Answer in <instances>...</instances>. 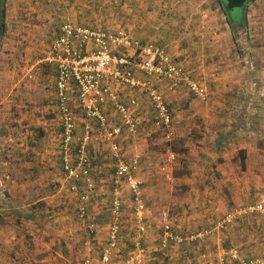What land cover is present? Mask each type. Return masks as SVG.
Instances as JSON below:
<instances>
[{
	"label": "crops",
	"instance_id": "0c3cea01",
	"mask_svg": "<svg viewBox=\"0 0 264 264\" xmlns=\"http://www.w3.org/2000/svg\"><path fill=\"white\" fill-rule=\"evenodd\" d=\"M91 1L85 6L94 13V9H89L94 3ZM117 1L120 4V0ZM250 1L245 5L247 9L255 6ZM130 2L134 11L144 14L142 17L133 14V19L121 18L130 29L125 33L143 44L161 48L175 65L198 81L207 96L201 101L185 85L173 87L168 80L152 79L169 108L172 140L179 147L171 165L165 164L164 158L157 166L162 154L149 150L152 147L147 145L151 143L146 141L156 138L158 130L165 136V128L158 123L149 99L138 90L122 87L109 79L102 81L103 86L118 95L121 103L129 106L132 99L136 100V105L129 110L138 124L135 135L127 132L109 101L100 111L109 120L110 127L123 128L122 133L113 138L120 153L126 137H137L135 145L144 142L142 152L137 153L140 160L135 175L142 182L145 198L146 211L142 219L145 230L138 231L130 192L124 181L115 176L110 142L105 140L98 122L86 118L79 109L74 92L70 98L75 115L74 143L83 138L89 127L91 136L86 148L93 191L87 201L80 202L69 190L72 183H76L80 191L85 185L83 181H70L63 171L61 115L55 93L57 72L54 65L45 62L34 76L31 70L27 76L22 75L26 85L19 86L18 90L25 91L26 87L27 90L18 103L13 101L15 114L0 117V189L6 191L5 198L0 195V216L5 215L0 221L3 222L0 223V264H14L22 253L26 257L21 264H98L109 241V229L115 222L110 211L114 197L121 201L122 214L117 246L112 250L109 264H136L131 258L139 247L145 251L142 264H151L155 259H151L145 243L152 245L156 241L155 230L162 233L163 247L175 246L177 244L167 239L168 232L182 238L183 244L187 236L194 233L190 229L196 225L200 227L196 231H209L208 227L215 226L225 214L264 203V50L256 51L259 47L249 33V21L244 18L242 9L230 12L223 0ZM77 9L84 10L80 6ZM76 20L77 17H72L69 22L79 25ZM57 34L54 33L45 56ZM118 52L134 56L136 51L121 48ZM131 70L137 79L146 78L135 68ZM4 75L0 69V86L10 85L11 77ZM30 79L32 82L27 84ZM4 140L7 142L3 143ZM167 154L168 151L164 155ZM176 156L183 162L178 166L185 168L184 176H173V166L178 164ZM158 171L168 180L181 178L187 186L183 206L188 215L183 213L182 234L176 231L167 210H159L157 216L149 215L147 202L151 205L159 201L157 192L161 186L155 176ZM212 198H215L214 203ZM7 202L15 205L13 212L2 206ZM81 204L87 209L82 217ZM163 212L167 215L165 221L161 218ZM11 214L19 216L25 225L24 232L28 234L25 247L16 236L17 231L13 234L15 227H7L4 222L10 221L7 216ZM128 217L132 220L130 224ZM222 231L224 233L217 235L215 241L207 239L217 247L210 250L211 245L204 239L197 251L194 246L187 249V258L195 264H218L231 249H237L243 258L254 257L243 253L254 252L260 242L258 238L264 240V218L244 217ZM125 232L131 236L124 240L132 244V249L126 258L118 260L121 249L125 248L122 242ZM222 246L230 248L224 250ZM259 250L263 249L259 247Z\"/></svg>",
	"mask_w": 264,
	"mask_h": 264
},
{
	"label": "built area",
	"instance_id": "2783aa9c",
	"mask_svg": "<svg viewBox=\"0 0 264 264\" xmlns=\"http://www.w3.org/2000/svg\"><path fill=\"white\" fill-rule=\"evenodd\" d=\"M121 48H133L136 51L135 55L128 56L119 53L118 49ZM45 62L54 65L57 72L55 93L57 109L61 115L63 171L70 181H83L85 185V188L80 191L77 184L72 183L69 190L78 196L80 202L87 201L93 191L89 155L86 148L91 136L89 127H87L83 138L77 144L74 143L75 115L70 106L71 94L74 92L79 109L86 115V118L98 122L100 130H103L105 140L110 142V158L115 163V176L122 179L126 184L134 206L133 219L138 224V231L144 232L142 219L146 205L141 182L135 175L140 156L133 155L129 158L122 156L121 149L118 144L113 142V138L119 136L123 128L119 126L110 127L109 120L100 111L102 105L109 101L113 105L114 111L120 116L122 125L127 132L135 135L138 132V124L129 110L131 106L136 105V100L132 99L129 106L121 103L118 95L107 86H103L102 81L109 79L122 87L138 90L145 95L156 113L158 123L164 126L165 137L168 139L173 135L169 108L163 97L156 91L152 79L168 80L173 87L185 85L190 92L200 99L206 97L205 91L180 67L175 65L161 48L143 44L125 32H112L64 23L60 26L57 37L45 56ZM131 68H135L146 78L137 79L134 77ZM173 159V153L168 150L166 164L171 163ZM162 169L165 170L164 167ZM86 211V206L81 204L79 206L80 216H85ZM110 211L115 222L109 229V241L98 264H109L112 250L117 246L120 229L119 219L122 214V204L118 198L112 199ZM255 215L264 217V203L247 205L225 214L222 219L217 221L215 228L220 231L239 218ZM166 216L164 212L161 214L162 221L166 220ZM209 232H197L190 235L189 239L201 238ZM166 237L175 244L182 242V238L174 236L170 232L167 233ZM144 255V249L139 247L131 261L142 264ZM228 263L264 264V254L252 258H243L237 249H231L225 257L220 259L218 264Z\"/></svg>",
	"mask_w": 264,
	"mask_h": 264
},
{
	"label": "rangeland",
	"instance_id": "374dc122",
	"mask_svg": "<svg viewBox=\"0 0 264 264\" xmlns=\"http://www.w3.org/2000/svg\"><path fill=\"white\" fill-rule=\"evenodd\" d=\"M87 1L88 0H2V22L0 26V69H2V74H5L4 77L6 76V74L11 77V81L9 82L11 86H6V83L0 86V117H4L9 113L15 114V110H13V101L18 103V99H21V97L27 90V87L25 91L18 90L19 86L22 87L26 83L25 80L21 79L22 75H26L27 72H29L28 70H31L32 73H30L33 74V76L37 72H40L42 65L45 63L44 57L47 51V47H49L50 42L54 39V33L58 32L62 24L67 22L70 23L69 20L72 19V17H77V24H81L82 26H89L92 28L104 29L112 32H125L130 29L125 26L126 24H128L127 22H121V18L133 19V14H136V16L138 17H142V15L144 14L143 12L139 13L137 11H134L135 8L131 5L132 2H130V0H120V4L117 0H94V3L91 4L89 8L90 10L94 9V13H90V11L88 10V12L86 8ZM253 2L254 0H251L250 4H254L255 6L251 5L249 9H247L248 7L244 6L245 8H242V13L247 22L249 21V33L255 40L256 46L259 47V49L256 50L257 52H259L264 50V0H258L256 3ZM79 6L84 10L79 11L77 9V7ZM74 11L76 12V16L74 14ZM247 18H249V20ZM189 77L193 81H196L198 83V81L194 77ZM32 80L30 79L27 84H29V82H32ZM20 83L21 85H19ZM15 94H17V97L14 96ZM198 99L201 101H205L207 99V96L204 99ZM9 105L12 106L8 109L7 107H9ZM157 132L158 134L156 138L151 141H146V143H151V145H147V147H152L149 148V150L153 149L162 154L159 156L162 157V160L159 159V161L157 162L158 166L162 163L164 158L165 164L167 163V155L165 156L164 154L168 150L173 153L175 157V152L178 153L177 148L179 147L176 146L174 140H172L174 137L173 131V135L170 139L166 138L162 134V132H160V130H158ZM137 141V137H126L125 139H123L121 153L122 156H124L125 158H129L133 155H138V151L142 152L141 149L144 146V142H139L137 145H135L134 143H136ZM6 142V140L3 141V143ZM180 159L181 158L177 156L175 158L176 164L178 162V164L174 165L172 169L173 176L175 177L182 174L184 176L186 174L185 168L178 166L179 163L183 164L182 160ZM168 164L171 165L172 163ZM155 176L156 178H158L159 184L161 186L159 187V191L157 192L160 198L158 197L159 201L156 202L157 204L150 205L147 202L150 213L149 215L157 216L159 210H167L172 221L174 222L176 231L182 234L184 231V226L182 223H184L185 221V219L183 218L185 207L183 205L186 199V193H188L186 189L187 186L183 182H181V178L175 181L168 180L167 177L161 175L159 171L156 172ZM138 180L140 181V179ZM161 189L163 191H161ZM5 192L6 191L0 189L1 198H5ZM207 197L208 199H210V196ZM212 199H214L212 200V202L214 203L215 198ZM167 205H169L168 208H166ZM2 206L6 207L8 211L13 212V207L15 205L7 202L3 203ZM185 215L188 214L185 213ZM2 216H0V221L3 220ZM7 217H9L10 221L8 222L4 220V222L7 224V227L8 225L15 227V232H13V234H15L17 231L16 236L18 235L17 237L23 243L22 246L25 247L24 244L28 243V238L26 237V235L28 234L24 232L25 225L23 224L22 219L19 216L16 217L13 214ZM248 217H250V219L254 217L264 218L260 215ZM240 219L242 218H239L237 220ZM127 220L129 221V224L132 223V220L129 217L127 218ZM260 227H263V225L261 224ZM196 229H200V227L196 225L194 229H190L191 232H194L191 233V235L199 232L196 231ZM208 230L210 232L201 238L190 240L189 235L187 236L188 240H185L183 244L180 243L175 246L168 244L165 247H163L161 243L162 233L158 230H155L153 235L156 237V241L153 242L152 245L147 244L148 241L145 243V246L149 249L151 259H155V261L151 262V264H195L193 263V261L187 258V249L194 246V250L197 251V248H201L198 247V245L200 243H202L203 245V240L206 239L207 243L211 245L210 247H208L211 250L213 249V247H217V245L212 244L213 241H215L214 238L218 237L217 235L220 236L221 233H224L222 230H217L214 225H210L208 227ZM123 236L124 238L122 242L124 243L123 246H125V248L121 249V257H119L118 260L126 258L127 253L132 249V244H129L128 240H124L125 238L129 239V237L131 236H127L126 232L123 234ZM183 238H185V236ZM210 238L214 240H207ZM258 240L260 241L258 244V249H254L255 251L250 253L245 252V254L243 253V255L254 257L259 256L260 254L262 255V253H264V240H260V238H258ZM222 247H224V250L230 248L228 246ZM259 247L263 250H259ZM201 252L203 251H200V253ZM185 254L186 256L184 257ZM21 255L22 257L18 260H15L14 264H21L23 262L22 260L26 257V255L23 253Z\"/></svg>",
	"mask_w": 264,
	"mask_h": 264
},
{
	"label": "water",
	"instance_id": "95a60500",
	"mask_svg": "<svg viewBox=\"0 0 264 264\" xmlns=\"http://www.w3.org/2000/svg\"><path fill=\"white\" fill-rule=\"evenodd\" d=\"M1 1V0H0ZM249 0H223L228 11L241 10Z\"/></svg>",
	"mask_w": 264,
	"mask_h": 264
},
{
	"label": "trees",
	"instance_id": "16d2710c",
	"mask_svg": "<svg viewBox=\"0 0 264 264\" xmlns=\"http://www.w3.org/2000/svg\"><path fill=\"white\" fill-rule=\"evenodd\" d=\"M1 2H2V0L0 1V26H1V22H2V21H1V17H2V16H1V11H2V5H1Z\"/></svg>",
	"mask_w": 264,
	"mask_h": 264
}]
</instances>
